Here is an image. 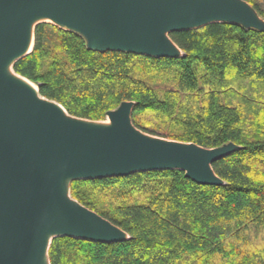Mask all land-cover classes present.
I'll use <instances>...</instances> for the list:
<instances>
[{
	"label": "trees",
	"instance_id": "1",
	"mask_svg": "<svg viewBox=\"0 0 264 264\" xmlns=\"http://www.w3.org/2000/svg\"><path fill=\"white\" fill-rule=\"evenodd\" d=\"M245 1L264 20V0ZM169 37L182 56L97 52L42 21L31 51L12 64L70 116L102 121L133 101L131 121L142 132L238 147L212 164L221 185L180 169L72 180L71 197L128 238L57 236L50 264H264V30L213 22Z\"/></svg>",
	"mask_w": 264,
	"mask_h": 264
},
{
	"label": "water",
	"instance_id": "2",
	"mask_svg": "<svg viewBox=\"0 0 264 264\" xmlns=\"http://www.w3.org/2000/svg\"><path fill=\"white\" fill-rule=\"evenodd\" d=\"M40 19L80 34L93 51L167 58L183 55L174 31L213 22L264 30L245 0H0V264H47L57 236L128 238L71 197L72 180L180 169L199 184L221 185L212 164L238 148L148 135L131 121L133 101L107 112L109 124L66 115L8 72L31 51Z\"/></svg>",
	"mask_w": 264,
	"mask_h": 264
},
{
	"label": "rangeland",
	"instance_id": "3",
	"mask_svg": "<svg viewBox=\"0 0 264 264\" xmlns=\"http://www.w3.org/2000/svg\"><path fill=\"white\" fill-rule=\"evenodd\" d=\"M263 5H264V3H263ZM42 21H47V20H38L37 22L34 23L33 27H34L38 22H42ZM9 70L12 72V74L17 75V76H19V77H22V76L16 74V73L13 71V69H12L11 66L9 67ZM22 78H24V77H22ZM25 79H26V78H25ZM155 118H156V117H148V119H155ZM97 122L105 124V123L109 122V118H108V116L106 115L105 118H104L102 121H97ZM152 124H153V123H152ZM154 124H156V123H154ZM144 133H145V132H144ZM146 134H148V133H146ZM148 135H151V134H148ZM151 136H156V137H161V138L168 139V138H166V136H165L164 134H160V133H155V134L152 133Z\"/></svg>",
	"mask_w": 264,
	"mask_h": 264
},
{
	"label": "bare ground",
	"instance_id": "4",
	"mask_svg": "<svg viewBox=\"0 0 264 264\" xmlns=\"http://www.w3.org/2000/svg\"><path fill=\"white\" fill-rule=\"evenodd\" d=\"M40 20H47L46 22H51V21L48 20V19H40ZM29 50H30V49H29ZM9 66H10V65H9ZM9 66H8V72H9L11 75H13L14 77L20 79L21 81L25 82L26 84L30 85V86L35 90V92H37V94L39 95V93H38V91H37V87H36V85H35L34 83H32L31 81H29V80H27V79H25V78H22V77H19V76H17V75L12 74V72L9 70ZM39 96H40V95H39ZM63 112H64L66 115H68V113L65 111L64 108H63ZM102 124H103V123H102ZM105 124H109V122H107V123H105ZM47 264H49L48 261H47Z\"/></svg>",
	"mask_w": 264,
	"mask_h": 264
}]
</instances>
